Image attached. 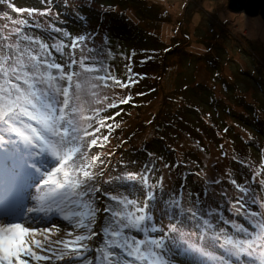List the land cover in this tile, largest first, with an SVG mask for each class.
<instances>
[{"label":"rangeland","instance_id":"1","mask_svg":"<svg viewBox=\"0 0 264 264\" xmlns=\"http://www.w3.org/2000/svg\"><path fill=\"white\" fill-rule=\"evenodd\" d=\"M9 4L25 11L16 12ZM121 10L134 22V31L121 30L110 21L112 13ZM21 20L28 24L22 32L40 36L57 62L63 60L53 44L70 45L71 38L85 37L75 50L77 61L87 56V67L107 66L112 76L128 85L121 87L109 79L104 87L93 79L81 94L78 106L83 107V115L105 109L91 121L93 129L100 127V120L112 125L88 138L108 136L103 147L85 149L89 156L100 158L94 169L97 184L125 196L128 193L118 187L125 181L119 177L146 175L149 184L159 182L154 189L158 198L164 195L166 201L177 200L185 209H201L210 214L205 218L215 216L217 230L226 227L232 234L220 216L247 226L232 206L244 197L250 210L257 211L252 199L264 202L260 183L264 180V21L260 16L233 13L227 0H0V54L17 42L15 29L21 27ZM93 84L98 87L92 88ZM127 97H131L128 103H119ZM110 103L117 107L107 108ZM233 180L249 191L241 192ZM129 191V198L142 205L143 196L135 189ZM155 219L157 226L168 223L160 211ZM60 226L70 230L67 224ZM195 229V221L186 227L193 240ZM101 240L96 236L91 243L98 245ZM88 255L91 260L93 254ZM168 259L170 264L190 260L183 252Z\"/></svg>","mask_w":264,"mask_h":264},{"label":"snow or ice","instance_id":"2","mask_svg":"<svg viewBox=\"0 0 264 264\" xmlns=\"http://www.w3.org/2000/svg\"><path fill=\"white\" fill-rule=\"evenodd\" d=\"M18 23L17 42L0 54V264H170L169 255L181 252L190 258L188 264H264V202L253 198L251 203L259 209L253 211L241 197L232 210L247 226L220 216L232 230L228 234L226 227L217 230L215 216L205 218L210 214L201 209H185L164 195L158 198L154 189L159 182L149 184L146 175L119 177L125 181L118 185L128 193L125 196L97 184L94 169L100 158L85 149L103 147L108 136L88 138L112 125L100 120V127L93 129L91 121L105 109L83 115L81 94L93 79L104 87L109 79L128 85L107 66L87 67V56L77 61L75 50L85 37L51 46L61 63L40 36L22 32L27 21ZM66 48L71 51L66 53ZM93 72L105 75L93 77ZM232 183L241 192L249 191ZM129 189L143 196L142 205L129 198ZM157 211L168 218L167 224L157 226ZM191 221L196 223L195 240L186 231ZM61 224L70 230L64 231ZM96 236L102 237L98 245L91 243Z\"/></svg>","mask_w":264,"mask_h":264},{"label":"water","instance_id":"3","mask_svg":"<svg viewBox=\"0 0 264 264\" xmlns=\"http://www.w3.org/2000/svg\"><path fill=\"white\" fill-rule=\"evenodd\" d=\"M228 10L248 17L260 16L264 21V0H227Z\"/></svg>","mask_w":264,"mask_h":264},{"label":"trees","instance_id":"4","mask_svg":"<svg viewBox=\"0 0 264 264\" xmlns=\"http://www.w3.org/2000/svg\"><path fill=\"white\" fill-rule=\"evenodd\" d=\"M116 8V7H115ZM116 10V9H115ZM113 11H110V13H112ZM115 12H117V11H115ZM114 13V12H113ZM112 13V15L110 16L111 18H110V21H113V23L115 24V26L117 27V28H120L121 30H132V31H134L135 30V28H136V26H135V24H134V22L132 21H130V20H128L126 17H125V15L123 14V10H121L120 12H118L117 14L116 13H114L113 14ZM139 13H141V15H138L137 14V19L138 20H140L141 18H142V12H140L139 11ZM134 33V32H133ZM164 59V58H163ZM244 105H245V103L244 102H242ZM242 108V107H241ZM245 108V107H244ZM258 109V108H257ZM192 231V230H191Z\"/></svg>","mask_w":264,"mask_h":264},{"label":"bare ground","instance_id":"5","mask_svg":"<svg viewBox=\"0 0 264 264\" xmlns=\"http://www.w3.org/2000/svg\"><path fill=\"white\" fill-rule=\"evenodd\" d=\"M66 238H68V237H66Z\"/></svg>","mask_w":264,"mask_h":264}]
</instances>
